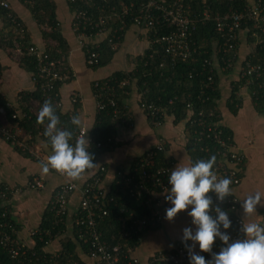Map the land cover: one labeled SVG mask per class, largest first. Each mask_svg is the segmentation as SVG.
<instances>
[{"label": "crops", "instance_id": "0c3cea01", "mask_svg": "<svg viewBox=\"0 0 264 264\" xmlns=\"http://www.w3.org/2000/svg\"><path fill=\"white\" fill-rule=\"evenodd\" d=\"M5 1L9 3L15 16L25 25L32 42L43 48L45 42L43 41L42 28L37 24L31 9L22 0ZM254 1L248 0L249 5H252ZM54 3L61 31L69 45L67 62L70 67L69 72L72 74L71 80L60 86V109L64 114L74 112L71 96L73 93H78L81 101L79 108H77V115L81 119V126H85L89 131L94 127L97 115L93 82L96 79L108 77L116 71H132L135 64L130 57L144 54L150 46L149 32L137 25L130 26L121 43H118L117 51L111 62L104 67L94 69L88 66L85 51L78 43L72 30L74 15L69 1L54 0ZM4 27L5 20L0 14V32ZM252 31L254 30L247 26L241 30L236 60L231 68L224 69L216 53L213 58L220 91V97L216 100V107L220 115L219 122L231 133L230 137L234 145L245 158L240 168L241 182L238 186L231 187L232 193L236 194L240 201L257 190L264 192V103L260 104L254 98L255 85H248L241 78L245 60H247L248 55L257 50V46L263 40L262 33ZM94 39L100 41L106 38L104 35H100ZM213 44L216 47V42ZM259 59L261 61L255 63L261 66L257 80L264 84V58ZM0 65L2 67L0 94L5 102L13 106L18 112V116L22 118L23 111L19 102L20 93L36 89L33 75L21 66L14 57L8 55L7 51L1 48V44ZM130 87L132 91L125 99V105H127L131 119L130 123L116 127L114 134L116 145L101 152L95 161V167L86 170L78 179L72 180L67 176L65 178L54 170H50L46 174L42 172L40 161H46L52 150L50 144L41 135H36L32 141L27 142L29 147L42 153L40 159H35L29 152L21 150L18 146L16 149L0 135V189L5 186H24L35 177L41 179L44 184L43 187L37 189L26 187L22 192L3 201V206L8 209L12 221L18 226V237L25 245L29 247L35 245L31 232L40 226L46 209L50 207V201L55 190L61 183L69 179L75 182L79 189L69 199L68 215L65 222L66 229L63 235L56 237L46 246L45 251L53 255L58 254L64 239L69 238L77 244L76 254L78 258V261L69 260L70 262L74 264H96L95 260L90 257L86 246L77 240L74 222L81 201L80 188L98 168L101 165L106 167L100 186L103 191L109 193L112 187L119 183L118 173L129 172L136 160L147 149L154 147L159 140L166 142L164 157L173 161L172 169L179 163L187 165L190 161L193 162L187 147L186 122H174V117L167 115L160 127H153L150 125L146 114L139 107V91L135 80ZM31 104L33 105L32 111L38 114L37 111L40 109L37 106L38 103L32 101ZM19 128L23 130L22 126L15 124L12 130L16 131ZM118 185L122 186L120 183ZM170 187L169 185L168 188ZM124 189L128 191V189ZM165 191L156 196V207L160 211L161 221L155 226H150L151 228L143 233L139 244L133 248V255L142 261H146L161 252L174 250L177 244L181 242L183 229L186 227L194 228L192 218L187 214V211H181L172 221L166 219V209L171 205L164 200ZM136 199L141 201V198L136 197ZM140 205L144 210L145 207ZM237 214L243 221L263 224L264 207L258 206L256 212L245 218L239 206ZM216 246L221 247L222 243L217 240ZM197 251H199L198 248Z\"/></svg>", "mask_w": 264, "mask_h": 264}, {"label": "built area", "instance_id": "2783aa9c", "mask_svg": "<svg viewBox=\"0 0 264 264\" xmlns=\"http://www.w3.org/2000/svg\"><path fill=\"white\" fill-rule=\"evenodd\" d=\"M103 1H105V4L108 3V0ZM105 4L101 7L97 6L98 11H100L98 15L86 9H79L73 16L72 30L76 35L78 43L86 52L88 65H95L99 61V53L96 51L99 45L93 41L94 38L104 35L108 43L114 49L117 48L118 42L116 39L119 38L117 31L126 26V19L131 16L130 9L133 5L118 7L115 5L105 6ZM105 7L110 8L106 9ZM0 8L9 9V3L5 0H0ZM155 10L159 11L158 13L161 15L160 19L170 24L173 28L172 31L162 35L156 41L163 44L165 52L173 61L192 59L198 53V48L196 40L194 39L197 23L191 17V7L185 0H144L139 12L133 16L135 24L148 31H152L156 24L160 22L155 16ZM7 16L10 18L11 24L10 27L4 29L5 32H8L10 29L19 33L27 31L24 24L17 21L14 15L9 12ZM211 18L209 13H204V20H210ZM213 20L215 21L217 31L223 38L225 53L222 67L227 70L231 68L236 60L237 43L240 32L243 29V24L251 22L253 29H261L264 31V0H255L252 5H248L243 11L231 9L224 14L218 13L213 17ZM116 21L120 23V27L118 28L111 26ZM27 50L28 53L37 59L38 74L36 77L33 76V81L36 84L38 83V79H43L42 83H40V88L43 96L47 97L50 95V91L54 89L53 83L55 81H63L65 76L57 70V63L49 58V55L46 54L42 47L31 45ZM16 51L19 55L23 53V50L19 46H17ZM208 63L210 64V62ZM244 68H246L245 71H243ZM260 70V64L246 62L241 71V78L247 75L252 76L253 74L258 78ZM209 79L212 81V77ZM99 81V79H96L93 85L96 112L99 113L107 106H112L115 108L114 120L117 125L130 123L131 119L128 111L124 112L118 107L114 90L109 91L110 88L107 83L102 85ZM253 81L252 79L246 80L248 85H255ZM127 82V80L123 81L121 87L127 84ZM258 90L264 91L263 83H258L257 86L255 85L253 95ZM144 94L143 92L139 93V107L146 114L150 125L160 127L164 123L167 114L161 105L157 104L153 99H147ZM71 98L73 103L77 99L81 100L77 93H73ZM58 105L61 106V101L58 102ZM205 115L207 118L204 117ZM17 116L18 112L13 114V118ZM25 116L26 113H23L22 117ZM199 116V119L194 120L198 127L194 132L195 148L198 147L203 152V159H207L211 155H216L217 160L214 165V170L218 178L229 177L232 180L230 187L238 186L241 182L240 168L245 159L244 155L236 148L231 137L225 136L223 127L219 120L214 119L213 112L210 111L207 113L202 110L199 111ZM88 132L85 126H81L78 128L76 135L87 134L90 140L89 151L92 147L105 148L110 146L113 148L116 145L115 135L109 136L105 141H99L90 136ZM0 135L13 146H18L21 150L29 152L35 159L42 157L40 151L29 147L27 144L28 141H32L33 139L31 133L25 132L21 128L16 131L9 129L3 107L0 109ZM165 149L166 142L159 140L154 147L147 149L136 160L133 168L129 172L118 173L121 179H118L119 183L128 189L131 197L141 198V204L145 207L146 211L130 227H127L126 221H123L121 241L114 245L108 244L103 239V234L98 227V219L108 214L105 206V198H107L108 193L103 191L100 186L102 175L106 172V167L101 165L80 188L81 201L74 222L76 237L81 244L88 248V253L95 260L96 264H189L188 253L181 242L177 244L174 250L161 252L146 261H142L139 257L134 256L132 253L133 247L126 242L130 238L132 231L135 230L137 232V230L144 229L147 226H155L161 221L160 211L156 207V196H158V193L167 190L169 186L167 177L170 175L173 167L172 160L164 159L162 162H157L159 154L164 153ZM133 172L138 175L136 176ZM57 173L66 178V175L60 172ZM43 186V181L38 177L29 180L24 186H5L3 189H0V199L7 200L13 195L22 192L26 187L37 189ZM77 189H79L78 185L68 179L61 183L55 190L50 201V210L54 214L55 224L58 225L66 222L69 199ZM210 195L213 199V207L218 206L226 211L232 221L230 229H222V231H227L233 239L243 237L240 231L243 219L237 214L240 206L239 197L232 193V196L227 197L221 202L216 199L214 193H210ZM112 200L113 198H110V201ZM211 214L213 216L216 215L214 211ZM7 215L8 211L5 210L0 217V241L5 245L11 257L20 259L18 264H29L30 260L25 250L26 245L19 239L18 229L13 225L11 220L7 219ZM262 225H264V220ZM42 233L50 237V241L47 244L54 240L51 231L48 229L42 230L40 226L33 229L31 235H41ZM216 243L213 246V252L220 250V247L216 246ZM201 255L206 259L210 258V253L203 252ZM54 256L58 255L54 254ZM66 264L74 263L67 261Z\"/></svg>", "mask_w": 264, "mask_h": 264}, {"label": "trees", "instance_id": "16d2710c", "mask_svg": "<svg viewBox=\"0 0 264 264\" xmlns=\"http://www.w3.org/2000/svg\"><path fill=\"white\" fill-rule=\"evenodd\" d=\"M31 9L37 24L42 28V36L44 46L42 49L49 55L51 60L57 63V70L65 76L63 81H55L53 83L54 89L50 91V95L47 97L43 96V92L40 88V83L43 79H38L36 83V89L33 91L21 92L20 93V108L23 113H26L25 117L13 118V114L16 113V109L13 106L8 105L0 94V106L4 108L6 118L8 120V127L10 130L15 124L22 126L25 132L32 134L33 138L36 135L41 137L48 142V139L44 136V129L46 123H37L36 116L32 111V101H36L39 104V108L43 102L51 100L57 108V114L61 121V127H66L76 132L78 128L72 125L70 117L77 115V108L80 106L81 100L74 102V112L64 114L62 113L58 102L61 100L60 86L71 80L72 74L69 72L70 67L67 62V56L69 51V45L65 39L60 22L57 19L55 11L54 0H22ZM72 9L73 15L79 9H86L91 13L98 15L97 6L101 7L105 4L103 0H68ZM144 0H108L105 6H118L133 5L131 6V16L126 19V26L117 31L119 38L116 41L120 44L125 32L132 25H136L133 16H135ZM185 2L191 7V17L196 20L197 28L194 33V39L197 43L198 53L189 60H172L170 56L165 52L164 46L159 41H156L162 35L172 31V26L167 22L163 21L159 11H154L155 16L160 21L156 26L149 32L150 46L146 49L144 54L137 57H130L131 61L135 64L132 71H116L110 76L99 79L102 85L107 83L110 88L109 91L114 90L115 97L118 102V107L126 112L128 111L127 105H125V99L131 93V84L136 81L139 93H145L147 99H153L157 104L161 105L167 115L174 117V122H186V129L188 133V151L192 156L193 162L197 159L203 158V152L198 147L194 146V132L198 128L197 123L194 120L199 119V111H205L209 113L213 112L214 119L220 120L219 111L217 109V98L220 97V91L218 86V75L213 66V58L216 53L221 64H224V46L223 38L217 31L215 21L213 17L216 14H224L229 10L243 11L249 5L248 0H185ZM95 4V5H94ZM109 9L110 7H105ZM15 16V13L9 9L0 8V14L4 17L5 27H10L11 21L7 16L8 13ZM209 13L212 17L210 20H204V13ZM16 17V16H15ZM17 21L22 22L18 17ZM25 26V25H24ZM116 28L120 27L119 21H116L113 25ZM138 26V25H137ZM253 29L251 22L243 24L244 27ZM26 28V27H25ZM0 32V44L1 48L7 51L8 55L14 57L21 66L27 71L31 72L34 77L38 74L37 59L35 56L28 53L27 48L31 45H35L32 42L31 36L28 32H15L14 30H5ZM252 32H259L263 34L262 42L257 46V50L252 54L248 55L247 60L244 63L250 62L255 64L261 61L259 58H264V31L261 29H253ZM98 43L96 51L99 53V61L95 65H88L91 68L98 69L109 64L117 51V48H113L107 39L104 40H93ZM216 42V47H214ZM17 46L22 50V54H17ZM238 46V43H237ZM86 54V52H85ZM86 59H87V55ZM210 62V64L208 63ZM246 68L243 69L245 71ZM2 73V67L0 65V75ZM212 77V81H210ZM252 79L255 85L259 83L258 78L255 74L252 76H245L242 78L244 83L246 80ZM128 81L123 87L121 83ZM242 82V81H241ZM94 85V82L92 86ZM113 89V90H112ZM255 89V88H254ZM78 94V93H77ZM259 103H264V91L258 90L253 95ZM170 100H172L170 102ZM190 104V106H188ZM114 107L107 106L96 115L94 127L89 130L88 134L94 137L96 140L105 141L109 136L115 134L116 127L118 126L114 120L115 111ZM74 113V114H73ZM207 118V116H204ZM194 121V122H193ZM197 122V121H196ZM223 127V126H222ZM225 136H231L228 129L223 127ZM33 140V139H32ZM49 143V142H48ZM50 144V143H49ZM211 146H213L211 144ZM17 149V146H15ZM111 149L110 146L105 148L92 147L90 152L94 154V163L97 160L99 154L105 150ZM164 153H160L157 162L164 161ZM136 176L138 174L134 173ZM4 187H1L3 189ZM110 198H113L110 201ZM105 206L108 210V214L98 219V227L102 231L103 239L108 244L114 245L121 241L123 221H126L127 227H130L133 222L138 220L145 213L141 207V201L134 197H131L128 191L122 186L115 184L111 191L108 193ZM4 199H0V217L2 212L8 211L6 206H3ZM124 210V211H122ZM133 213V214H131ZM123 218V219H122ZM7 219L11 220L10 213L8 212ZM13 225L18 229L16 223L12 221ZM42 230L48 229L51 231L52 238L63 235L66 229L65 222L55 224V217L50 207L46 209L42 222L40 223ZM151 228L150 226L144 229H139L137 232L132 231V234L126 242L136 247L142 239L143 233ZM137 229V228H136ZM122 231V232H121ZM42 237V239H41ZM35 245L33 247L25 246L27 251V257L29 258V264H66L67 261L73 260L78 261L76 254V243L72 239L65 238L62 243V248L58 251V256L49 254L45 251L47 242L50 241V237L45 234H36L33 236ZM87 248V247H86ZM88 249V248H87ZM19 258L11 257V254L7 250L4 244L0 241V264H18ZM28 263V261H26Z\"/></svg>", "mask_w": 264, "mask_h": 264}, {"label": "clouds", "instance_id": "9594fccd", "mask_svg": "<svg viewBox=\"0 0 264 264\" xmlns=\"http://www.w3.org/2000/svg\"><path fill=\"white\" fill-rule=\"evenodd\" d=\"M36 120L40 124L47 122L44 136L52 150L46 161H40L43 173L55 170L75 180L95 167L94 154L89 151V137L75 135L73 130L61 127L57 108L51 100L43 102ZM70 122L76 128L82 124L79 115L71 116ZM216 160V155H211L187 165L179 163L171 170L167 177L171 187L164 193L165 202L171 205L166 209V219L172 221L181 211H187L192 218L194 228H184L181 239L189 264H264V225L244 220L240 227L243 238L234 240L227 231H222L230 229L232 221L226 211L213 207L210 193L223 202L232 196V180L218 178L214 170ZM258 206L264 207V192L259 190L240 201L245 218L256 212ZM213 211L215 216L211 214ZM217 240L222 246L218 252H213ZM202 252L210 253V258L206 259L200 254Z\"/></svg>", "mask_w": 264, "mask_h": 264}]
</instances>
